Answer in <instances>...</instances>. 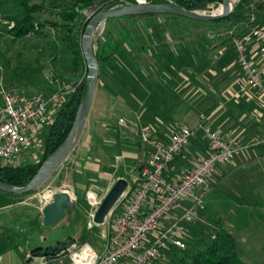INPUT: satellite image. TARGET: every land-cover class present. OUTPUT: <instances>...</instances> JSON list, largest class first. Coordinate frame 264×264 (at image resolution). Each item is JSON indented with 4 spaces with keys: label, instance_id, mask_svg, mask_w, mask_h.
Returning <instances> with one entry per match:
<instances>
[{
    "label": "crops",
    "instance_id": "obj_1",
    "mask_svg": "<svg viewBox=\"0 0 264 264\" xmlns=\"http://www.w3.org/2000/svg\"><path fill=\"white\" fill-rule=\"evenodd\" d=\"M153 34L152 29L142 33L140 48L152 59L142 66L141 72L133 73L135 78L133 74H113V79L104 76V71H112L113 66L110 64L99 70L101 72L97 81L106 100L104 118L97 125V116L91 119V113L88 115L79 141L60 167L66 173V180L69 177V183L66 184H70V188H66V191L73 200L71 209L64 212L67 217L63 223L72 227L73 231L66 239L37 248H51L68 240L78 245L87 244L96 253L103 251L108 242V238H100L104 237L101 234L104 224L96 225L91 220V207L86 195L97 194V189L101 188L97 186V181L107 184L114 178L125 180L126 169H132V165L128 164L129 158L134 159L132 163L136 171L132 180L136 179L139 169L152 153L150 147L141 144L131 125H116L114 119L121 114H126L134 124H140L151 131L148 134L152 141L151 146L166 144L169 139L167 132L176 126L195 131V137L190 144L171 164L167 175L172 181L182 177L190 158L205 157L209 153L207 141L200 129L203 124L213 131L239 139L245 146L243 152L229 164L216 167L205 186L207 193L210 189L221 186L231 189L235 177L255 180L259 175L255 167L264 162V140H256V137L264 133L262 101L252 92L238 90V82L229 74V62L224 58L210 57L211 52L214 55L213 49L208 58L201 55L202 58L197 60L196 49L191 44L181 41L176 50L166 33L160 42L152 37ZM209 39L212 40V36ZM249 51L258 63L261 56L254 39L250 41ZM234 55L236 60L235 50ZM202 68L206 71V76L200 79L199 72ZM127 151H131L132 156ZM105 168H110L112 174L107 173ZM203 189L204 186L196 188L195 191L199 194ZM34 196L19 199L16 203L0 209V216L4 218H0V238H23L22 235L24 238L36 237L42 228L37 219L45 204L38 197L36 202L31 201ZM184 207L185 204H182L164 219L161 227L175 219ZM121 212L122 207L112 213L111 217ZM221 229L224 232L223 227ZM39 234L42 236L44 233ZM32 250L22 249V259L17 264H25ZM41 260L46 264H69L67 255Z\"/></svg>",
    "mask_w": 264,
    "mask_h": 264
},
{
    "label": "rangeland",
    "instance_id": "obj_2",
    "mask_svg": "<svg viewBox=\"0 0 264 264\" xmlns=\"http://www.w3.org/2000/svg\"><path fill=\"white\" fill-rule=\"evenodd\" d=\"M230 1L233 4L235 0ZM12 11H14L13 0H2L0 2V14L2 16L5 15V12L10 13ZM198 12L201 14L217 13L218 8L212 9V7L209 6ZM85 14L90 18L93 12L87 11ZM41 18L51 19L52 16L45 13ZM249 27L250 26H247L245 30L242 28H234L232 30L230 29V32L223 31L220 36L213 37V39L210 40L209 38L212 36L210 33L213 32L212 30H208L206 25H197L179 16L173 19L160 15L143 16L139 18H116L107 20L97 26L92 37V48L93 51H96L97 43H103L105 41V35L108 36L107 40L112 44H117L119 40L123 38L122 33H126L127 40L125 45L121 46L109 63L113 66L112 71H104L102 74L113 79V74L131 75L137 71L141 72L142 66L152 59L146 53H143L140 48L142 45V33L148 31V29H152L154 32L152 37L156 38L159 42L161 38H164L166 33L167 37L171 39L170 42H173V46L176 50L181 41L184 42V44H191L192 47L196 49L195 58L197 60L201 55L205 59L208 58L209 53L214 50V55L213 52H211L210 57L214 56L215 59H226L230 64L228 67L229 74L239 83L242 76L234 57L233 38L239 33L245 32ZM8 30L9 27L0 24V86L6 93L31 95L36 92L44 93V90L51 89L55 92L60 91L63 93L66 92L67 94V92L73 91L72 87L67 85L69 82L68 76L63 73V69L65 70L68 65V55L64 50H59L55 57L52 51L49 50V47H47L46 42L41 38L28 37L18 41L7 33ZM126 46H129V48L126 49ZM201 46L203 47L200 48ZM37 49L39 50L38 54L35 53ZM54 57L57 60V63L55 62L56 64L52 62ZM221 59H219V61ZM53 66L62 69L60 70L61 75L57 83H55V87L49 84V76ZM35 69H39V72H34ZM203 69L204 68L199 72L200 79L206 76V71ZM100 72L101 71H99L97 78H99ZM23 86L26 87L25 90L21 89ZM7 87L9 89L14 87L15 90H9ZM105 102L106 100L101 94V88L97 81L93 103L89 112V114L91 113V119L97 116V125L98 121L101 122L104 118L105 114L103 111ZM2 104L3 96L0 94V107ZM114 121L117 126L125 124L131 125L134 128L133 132L136 134L138 140L141 141L142 145L150 147L152 153L160 146L156 144H152L151 146L152 141L149 135L147 142H143L141 139L142 130H146L148 134H150L151 131L145 129L140 124H134L126 114H121L117 119H114ZM172 130L167 132L169 136ZM261 139L264 140V133L256 137V140ZM127 153L132 156L131 151H127ZM132 161H134V159L129 158L128 164L129 166L132 165V169H126L125 171L127 175V178H125L127 186L122 196L123 199L121 198L105 217L103 221V231L101 232L104 237L100 235V238L109 239L112 233L114 218V216L111 217V214L128 202L137 186L135 179L132 180L136 171L133 168L134 164ZM3 165H5V161L0 159V166ZM60 167L36 190L35 193L32 194L35 196L31 201L36 202L38 198L46 199L45 197L51 191V187L55 183L60 181L69 183V177L66 180V173ZM255 168L256 173L259 172L255 180L249 178L238 179L235 177L236 180L234 181V185L231 186V189H226L223 186L210 189L203 197V212H201L191 224L186 226L182 236L184 248L175 249L169 247L167 250L161 252L162 257L157 259L154 264H183L180 258L183 257V259L187 260L188 254H190L189 252H192L196 248L199 250L204 244L213 240L217 227H223L224 232L231 236L236 247L238 258L243 263L264 264V162L257 165ZM105 171L110 174L113 172L110 168H105ZM60 176H62L61 179ZM116 181L115 178L107 184H101V181H97V186L99 185V187H101L100 190L97 189V194L87 193V200L88 194H91L95 200V204L91 207L92 221L94 213ZM25 197L27 196L20 199ZM50 199H48V202ZM42 203L44 204L45 202L42 201ZM65 212H68V210ZM66 214L67 213H65L62 219L56 224L50 227H42L35 238H24V235H22L23 238H0V264L19 263L22 259L20 253L22 249L27 251L37 247L44 248L48 245H53L56 241L66 239L65 237L71 235L73 231L72 227H68L63 223L64 219L67 217ZM0 218L3 217L0 216ZM216 223L219 226H217ZM189 227L191 228L189 229ZM41 232L44 233L42 236L39 234ZM29 236L30 235H28V237ZM149 240L152 241L150 237ZM199 241H202L200 242L201 244ZM198 243L201 247H196Z\"/></svg>",
    "mask_w": 264,
    "mask_h": 264
},
{
    "label": "built area",
    "instance_id": "obj_3",
    "mask_svg": "<svg viewBox=\"0 0 264 264\" xmlns=\"http://www.w3.org/2000/svg\"><path fill=\"white\" fill-rule=\"evenodd\" d=\"M0 24H12L0 14ZM254 39L261 59L256 63L249 51ZM241 80L240 92H252L264 104V29L250 26L233 38ZM3 104L0 107V159L5 164L18 167L35 162L43 147V136L55 120V114L63 103L66 92L50 94L36 92L31 95L6 93L0 86ZM202 135L207 141L209 153L205 157L190 158L188 168L179 180L168 178V171L195 137L193 129L177 126L171 131L166 144L158 146L150 154L136 176V188L122 212L113 218L112 233L101 253L87 244L72 243L68 247L69 264H154L161 252L169 247L183 249L182 236L204 210L203 197L206 184L219 165L229 164L239 156L245 146L239 139L211 130L203 124ZM141 139L147 142L148 132L142 130ZM201 193L196 188L203 187ZM51 191L41 201L48 202ZM88 205L95 204L94 197L87 196ZM123 199V198H122ZM182 212L165 227H161L178 207ZM149 237L152 241H148ZM30 258V257H29ZM25 264H46L32 257ZM63 264V263H60Z\"/></svg>",
    "mask_w": 264,
    "mask_h": 264
},
{
    "label": "trees",
    "instance_id": "obj_4",
    "mask_svg": "<svg viewBox=\"0 0 264 264\" xmlns=\"http://www.w3.org/2000/svg\"><path fill=\"white\" fill-rule=\"evenodd\" d=\"M137 3L173 5L191 12L202 11L209 6L212 9H217L221 5V0H13L14 11L4 13V17L12 24L7 33L18 41L28 37L41 38L55 57L59 50H64L68 55V65L65 70L63 69V73L68 76L67 85H70L73 91L67 92L63 103L55 114L53 124L45 130L43 147L37 160L18 167L7 164L0 166V183L14 187L26 185L45 159L63 143L71 129L76 111L83 101L86 91V67L80 48L81 35L89 20L85 12L91 11L95 14L99 11L120 9ZM233 5V12L226 18L209 22L188 21L197 25H206L207 29L213 32L210 33L212 38L220 36L223 31L230 32L234 28L245 30L247 26H255L264 29V0H235ZM45 13H48L52 18L42 19L41 17ZM152 15L171 19L178 17L164 14H138L122 18ZM122 36L123 38L117 44H112L107 40L108 36L106 35L103 43H97L94 55L99 70L107 68L113 55L119 51L121 46L125 45L126 33H122ZM35 53L38 54L39 50H35ZM55 57L52 62L57 63ZM60 70L62 69L53 66L50 73L49 84L53 87L60 78ZM34 72H39V69H35ZM24 87L21 89L25 90L26 87ZM9 90H15V88L11 87ZM43 92L48 95L54 90L48 89ZM61 178L62 176H60ZM35 192L36 190L17 196L0 191V209ZM217 226L219 225L217 224ZM67 242L70 244L68 240ZM199 243L196 247H201V243ZM40 249H33L30 252V258L26 259L25 263L31 259L34 252ZM189 253L187 260L183 257L180 258L183 264H245L238 258L231 236L223 232L220 227L216 228L213 240L204 244L199 250L196 248Z\"/></svg>",
    "mask_w": 264,
    "mask_h": 264
},
{
    "label": "water",
    "instance_id": "obj_5",
    "mask_svg": "<svg viewBox=\"0 0 264 264\" xmlns=\"http://www.w3.org/2000/svg\"><path fill=\"white\" fill-rule=\"evenodd\" d=\"M220 7H222L223 9L220 10ZM233 8L234 5L230 0H221V5L218 7V12H212L210 14H201L198 11L190 12L173 5L137 3L125 6L120 9L99 11L93 14L89 18L80 40V48L86 67V91L83 101L78 106L74 121L67 137L65 138L63 143L48 158L45 159V161L37 170L36 174L26 185L22 187H14L0 183V191L20 196L28 192L37 190L68 158L75 145L79 141L93 103L96 90V82L99 73L98 62L95 58L92 48L93 33L98 25L110 19L122 18L125 16L138 14H164L179 16L187 20L197 22H209L226 18L233 12ZM126 186L127 182L123 179H119L114 183V185L107 193L93 215V222L96 225H100L103 223L107 214L124 195ZM65 188H70V184H66L63 181H60L52 185L51 199L43 206L37 219L42 227H50L56 224L62 219L65 210L71 209L73 200L69 196ZM68 247V242L58 243L51 248L40 249L34 252L33 257L47 260L50 258H55L57 256H65L68 253Z\"/></svg>",
    "mask_w": 264,
    "mask_h": 264
},
{
    "label": "bare ground",
    "instance_id": "obj_6",
    "mask_svg": "<svg viewBox=\"0 0 264 264\" xmlns=\"http://www.w3.org/2000/svg\"><path fill=\"white\" fill-rule=\"evenodd\" d=\"M222 9H223V8H222V7H220V10H222ZM229 9H230V4H229ZM220 10H219V11H220ZM65 190H66V189H65Z\"/></svg>",
    "mask_w": 264,
    "mask_h": 264
}]
</instances>
